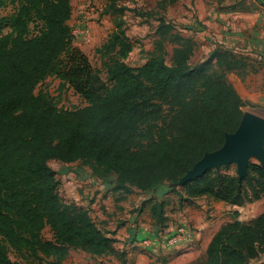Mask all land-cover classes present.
Here are the masks:
<instances>
[{"label":"trees","instance_id":"1","mask_svg":"<svg viewBox=\"0 0 264 264\" xmlns=\"http://www.w3.org/2000/svg\"><path fill=\"white\" fill-rule=\"evenodd\" d=\"M7 7L0 15V264H60L71 250L121 257L89 209L64 197L48 162L88 161L92 176L113 174L114 189L124 193L177 182L238 127L243 103L225 75L242 60L217 47L213 65L191 67L193 40L162 18L157 51L139 67L122 60L130 43L118 33L110 36L104 48L117 51L105 63L103 81L73 47L70 0H0V9ZM165 38L175 44L171 65L160 58ZM52 76L87 105L60 109L48 94L35 93ZM247 170V179H258L253 198L258 200L264 195V168L248 164ZM241 182L234 185L228 177L215 187L196 179L183 202L207 196L235 204ZM152 212L163 226L162 204ZM46 227L51 241L41 238ZM259 237L264 238V213L249 226L227 223L212 238L203 264H248L246 258L258 256Z\"/></svg>","mask_w":264,"mask_h":264},{"label":"crops","instance_id":"2","mask_svg":"<svg viewBox=\"0 0 264 264\" xmlns=\"http://www.w3.org/2000/svg\"><path fill=\"white\" fill-rule=\"evenodd\" d=\"M217 12L206 17L201 14L199 20L243 63L227 72L225 79L243 104L264 107V0L232 2L229 8ZM193 31L189 30L191 36ZM200 40L202 50L208 51L207 42ZM206 55L199 64L208 59ZM114 187V181L97 179L82 171L62 177L64 197L89 209L91 218L97 220L113 241V249L122 256H91L70 251L60 264H203L206 261L207 248L224 225L218 211L223 207L222 202L214 203L204 196L184 203L183 193L166 183L145 192L132 188L124 193ZM156 203L162 204L164 224L161 227L152 212ZM177 225L193 232V237L177 248L150 252L132 244L134 240L155 236L160 229Z\"/></svg>","mask_w":264,"mask_h":264},{"label":"rangeland","instance_id":"3","mask_svg":"<svg viewBox=\"0 0 264 264\" xmlns=\"http://www.w3.org/2000/svg\"><path fill=\"white\" fill-rule=\"evenodd\" d=\"M237 1L242 0H70L71 17L68 26L73 36V47L86 57L93 68L100 71V78L105 81V63H108L109 57H114L117 51V49L107 50L104 48L110 36L113 33H118L130 43L131 48L122 57V60L132 68L139 67L150 60L157 51L156 43L160 41L157 29L162 18H166L172 25V31L175 30L183 37L194 40L193 53L188 61L191 67L213 65L214 53L210 43L215 39V41H218L217 34L208 30L207 26H203L199 20L200 15L202 14V17H206L207 14L212 16L214 13H218L217 11L229 8L232 2ZM9 11V7L0 9V15H5ZM189 30H194L192 36ZM200 38L207 42L208 51L202 50ZM161 46L160 58L166 64L171 65L175 44L171 43L169 38H165ZM204 53L207 54L208 59L199 64L200 59L205 55ZM207 69L212 70V66L207 67ZM38 92L48 94L60 109L72 110L87 105V102L73 88L63 84L56 76L48 77L40 83L35 90V93ZM242 112L243 115L252 114L264 120V107H251L243 104ZM163 115V119L167 120L169 117L167 107H164ZM248 164L264 168V162H260L254 156H248L247 166ZM48 166L54 173L59 186H61L62 177L68 173L82 171L91 174L95 171L92 163L88 161L73 164L49 161ZM247 174L248 170L245 176L239 177L236 164L230 163L210 169L202 176H198L184 185L177 186V189L183 193V196L187 195L188 189L192 185L189 183H193L194 180L202 177H204L205 182L213 183L215 187H219L221 184L224 185L228 177L233 179L234 185L237 184V180H242L243 182L237 185V202L235 204L222 202L223 207L218 208V211L222 214L220 221L224 225L238 219L239 222L249 226L264 213V195L258 200H253L259 191L257 188L258 179H247ZM107 175V180L114 181L113 174L108 173ZM178 181L168 184L175 185ZM208 198L212 199L211 197ZM212 200L214 203H220V201ZM81 208L84 209L83 206ZM95 223L100 227L97 220ZM41 238L44 241L53 240V234L49 228L46 227L42 230ZM254 248L258 256L257 258H246L248 264H258L264 261L263 237L257 239ZM71 252L87 255L86 252L81 250H71ZM9 254L12 260L16 259L11 250H9ZM19 261L26 264L21 260ZM44 264L50 263L48 260H44Z\"/></svg>","mask_w":264,"mask_h":264},{"label":"water","instance_id":"4","mask_svg":"<svg viewBox=\"0 0 264 264\" xmlns=\"http://www.w3.org/2000/svg\"><path fill=\"white\" fill-rule=\"evenodd\" d=\"M264 120L252 114L243 115L233 133L226 134L222 146L205 154L174 187L184 185L210 169L235 163L239 177L247 172L248 156L264 162Z\"/></svg>","mask_w":264,"mask_h":264},{"label":"built area","instance_id":"5","mask_svg":"<svg viewBox=\"0 0 264 264\" xmlns=\"http://www.w3.org/2000/svg\"><path fill=\"white\" fill-rule=\"evenodd\" d=\"M212 40V39H211ZM212 48L223 47L218 41H211ZM193 237V232L183 225H177L171 229L159 231L153 237H143L142 239L134 240L132 244L136 248L146 250H168L177 248L183 242Z\"/></svg>","mask_w":264,"mask_h":264}]
</instances>
